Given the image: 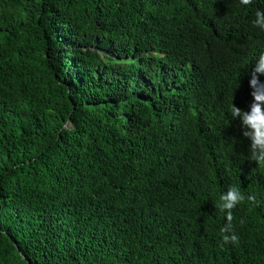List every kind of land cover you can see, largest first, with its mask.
Returning a JSON list of instances; mask_svg holds the SVG:
<instances>
[{
    "label": "trees",
    "instance_id": "trees-1",
    "mask_svg": "<svg viewBox=\"0 0 264 264\" xmlns=\"http://www.w3.org/2000/svg\"><path fill=\"white\" fill-rule=\"evenodd\" d=\"M258 10L0 0V264H264V168L229 116Z\"/></svg>",
    "mask_w": 264,
    "mask_h": 264
},
{
    "label": "clouds",
    "instance_id": "clouds-1",
    "mask_svg": "<svg viewBox=\"0 0 264 264\" xmlns=\"http://www.w3.org/2000/svg\"><path fill=\"white\" fill-rule=\"evenodd\" d=\"M240 5L246 6L251 0H239ZM253 24L264 31V10L255 13ZM264 76V52L254 60L249 85L252 89L253 102L248 110H241L233 103L229 107V116L232 120H239L243 136L249 141L248 159L264 168V82L260 77ZM245 199V196L236 187H230L227 191L219 194L216 203L217 209L231 219V211ZM251 199V197H249ZM222 231L227 232V229ZM225 243L237 241L235 235H223Z\"/></svg>",
    "mask_w": 264,
    "mask_h": 264
}]
</instances>
